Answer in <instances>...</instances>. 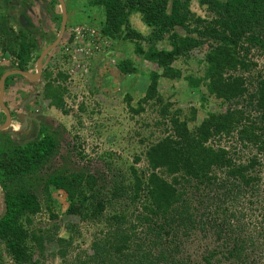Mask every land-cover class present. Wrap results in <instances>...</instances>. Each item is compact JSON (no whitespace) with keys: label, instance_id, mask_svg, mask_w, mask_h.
<instances>
[{"label":"trees","instance_id":"1","mask_svg":"<svg viewBox=\"0 0 264 264\" xmlns=\"http://www.w3.org/2000/svg\"><path fill=\"white\" fill-rule=\"evenodd\" d=\"M199 3L213 13L211 19L194 15L189 0H88L89 6L103 9L105 34L113 38L124 34L125 40L147 39L151 43L147 50L138 44L137 53L156 63L162 74H149L150 84L136 111L155 98L163 103L158 89L160 77L179 79L181 72L173 63L204 43L210 47L205 76L208 90L231 106L225 114H208L191 129L189 121L196 120V111L190 120H181L180 112L170 116L163 105L162 121L169 115L170 134L146 148L143 167L136 166L142 160L137 155L126 169L118 165L110 181L87 169L73 168L40 178L39 173L60 145L57 135L45 129L43 139L14 145L10 150L1 147L0 182L7 211L0 219V242L6 244L14 264H39L34 263V254L44 256L46 244L54 241L59 244L58 254L64 256L72 243L71 238H57L58 226L33 231L21 222L27 216L28 223H33L30 215L41 210L38 196L29 186L33 178L42 180L47 193L50 188L67 192L68 215L105 224V234L93 242L95 255L90 257V264H184L183 259L178 260V253L186 237L194 232L214 238L215 249L208 248L203 257L207 264L212 259L243 263L250 258L249 244L254 241L247 232V218L253 215V200L245 208L241 204L257 196L262 164L256 155L241 160L237 144L226 146L222 140L235 139L245 148L253 145L264 151V65L258 76H252L258 63L248 60L249 48L244 47L248 42L264 49V0ZM136 13L152 29L151 37L145 38L130 27V17ZM179 26L188 35L176 33L174 29ZM166 36L172 50L156 48L155 42ZM23 37L15 53L17 68L27 70L38 40ZM5 71L0 68V78ZM51 76V72L45 75L49 81L44 96L63 109L64 89L54 85ZM58 76L67 77L63 73ZM67 230L77 232L75 225H68ZM145 234L154 239L151 244L158 248L156 253L145 251L137 242Z\"/></svg>","mask_w":264,"mask_h":264},{"label":"rangeland","instance_id":"2","mask_svg":"<svg viewBox=\"0 0 264 264\" xmlns=\"http://www.w3.org/2000/svg\"><path fill=\"white\" fill-rule=\"evenodd\" d=\"M189 1L194 15L202 19L212 18L213 13L201 5L199 0ZM7 7L10 12L17 11L11 5ZM67 13L69 14L67 35L61 46L52 51L44 61L41 79L31 82L13 75L4 96L6 103L21 115L22 119L20 116L15 118L12 127L0 132V142L3 143V145L0 143V148L10 150L14 145L25 146L29 140L37 141L43 137L44 129L59 138L58 153L39 173L40 178L63 168L67 171L73 168L75 171L87 169L110 181L117 172L118 165H123L126 169L127 165L135 162L137 155L141 156L142 160L136 163V166L139 168L144 166L143 154L146 148L172 131L170 124H167L170 120L169 115L180 112L181 120H190L192 113L196 111V120L189 121L193 129L202 123L208 114H225L230 108L231 105L217 99L208 90V80L205 76L210 47L208 43H204L192 49L187 56L177 58L173 63L174 68L181 72L179 79L160 77L158 89L163 103L155 98L144 102L143 110L136 111L150 84L149 74L155 71L162 74V69L156 63L137 53L138 44L147 50L151 43L147 39L125 40L124 34L114 38L105 34L103 9L89 6L88 0H67ZM130 27L145 38L151 37L152 29L142 21L139 13L130 17ZM16 28L18 29V26ZM76 28H81L87 34L90 31L95 32L94 44L86 41L87 38L90 41L89 35L84 39L85 47L94 48L97 52L94 51L95 54L90 57H83L82 62L87 63L85 68L73 65L77 64L74 63L73 49L69 51L66 47L64 49L66 42L68 44L75 42ZM174 31L183 37L188 35L186 29L181 26L176 27ZM4 34L0 36V68L7 70L14 67L18 61L15 52L20 40ZM26 38L30 40L28 36ZM47 44L48 42H41L40 47L32 52L26 71L36 72L35 60ZM155 46L162 50H172L167 36L164 40L155 42ZM244 47L249 48L248 60L258 63L251 75L258 76L263 70L264 49L250 46L248 42L244 43ZM48 72L52 73L50 78L52 83L64 89L63 109L55 107L52 100L44 96L45 86L49 81L45 78ZM59 73L67 77L60 78ZM163 105L167 106L169 114L164 121ZM3 120L4 115L0 112V123ZM34 128L38 130L37 133ZM231 142L237 144L241 160L247 161L256 155L262 164L258 171L261 181L257 196L253 199L246 198L241 204L245 208L250 206V200H253L251 207L253 215L247 218V232L253 237L254 244H249L250 258L243 263L212 259L211 264H264V151L253 145L245 148L235 139L222 140V144L226 146ZM30 183L29 186L41 203V210L35 215H30L33 220L31 224L28 223L27 216H24L21 219L23 225L33 231L58 226L57 238L72 239L64 256L58 254L59 244L54 241L46 244L44 256L38 255L37 252L34 254V263L38 261L39 264H90L93 261L90 257L95 255L93 242L96 237L105 234L103 233L105 224L83 222L78 216L68 215L66 209L69 195L64 189L50 188L47 193L42 180L36 181L33 178ZM0 192L2 196L5 195L3 187ZM2 208L3 205L0 203V213ZM68 225H75L77 232L67 230ZM146 229L144 227V230ZM145 235L137 238V242L145 251L156 253L158 248L151 244L154 239ZM31 245L34 246V243ZM215 247L214 238L210 236L203 238L194 232L183 241L178 260L183 259L184 264H207L203 257L207 254L208 248ZM0 263L14 264L3 242H0Z\"/></svg>","mask_w":264,"mask_h":264},{"label":"flooded vegetation","instance_id":"3","mask_svg":"<svg viewBox=\"0 0 264 264\" xmlns=\"http://www.w3.org/2000/svg\"><path fill=\"white\" fill-rule=\"evenodd\" d=\"M64 2L66 5V10H67V0H64ZM7 5L8 6L11 5L12 8H16L17 11L10 12L9 11L10 9L7 7ZM68 17H69V14L67 13V25H66L65 33L63 35V38L60 41V44L57 46L58 48L64 42V39L67 35L68 20H69ZM62 20H63V10L61 8V4H60L59 0H10V1L9 0H0V36L5 35L4 33H6V35L8 37H13L15 39L19 38V40H21V38L23 36H28L29 38L36 37L38 40L37 41L38 47H40L39 44L41 42H46V43L48 42V44L46 45V47H47L50 44H52L54 41H56L58 36L60 35L61 28H62ZM16 26H18V29L16 28ZM55 28H57V29L55 30ZM52 37H54V38L52 39ZM51 39H52V41H51ZM47 40H49V41H47ZM44 49H42L40 54L37 56V58L35 60V64H37L38 58ZM55 49L51 50L47 54V56L43 60V64H44V61H46L48 55L52 51H54ZM18 65H19V61H17L15 66L12 67L11 69L7 68V70L5 72L10 71V70H14V69H19V68H17ZM42 74H43V72H42ZM11 76H13V75H11ZM18 76L23 78L20 75H18ZM8 78H10V76ZM0 80H1V78H0ZM7 87L8 86H6V84H5V91H6ZM4 96H5V94H4ZM4 103L9 108V110L11 112V116H12L11 127H12L14 119L19 117V116L21 118V115H19L16 111L11 109L9 104L6 103L5 100H4ZM0 109H1L0 110L1 114L4 115V120L2 123H0V126H1L2 124H4L6 122L7 118H6V114L3 110V108L1 106H0ZM34 130H35V133L38 132V130H36L35 128H34ZM0 132H2V131H0ZM39 139H43V137H41ZM33 142H35V141H33ZM28 143H31V142H28ZM0 185L2 188L1 182H0ZM4 199H5V195L2 196V192H0V203H2V205H3L2 212L0 213V219L3 217V214L7 210L5 207V204H4Z\"/></svg>","mask_w":264,"mask_h":264},{"label":"water","instance_id":"4","mask_svg":"<svg viewBox=\"0 0 264 264\" xmlns=\"http://www.w3.org/2000/svg\"><path fill=\"white\" fill-rule=\"evenodd\" d=\"M59 2L61 4V8L63 10V20H62L61 32H60V35L58 36L57 40L54 41L49 46H47L43 50L41 55L39 56L37 64H36V72L32 73V72L26 71V70L14 69V70H10V71L5 72L1 77V80H0V106L3 108L7 119H6V122L0 126V131H4V130L9 129L11 127V124H12L11 112H10L9 108L4 103L5 84H6L7 78L11 75H20L23 78H26L27 80H29L31 82H35L37 80H40L41 76H42V72H43V60H44V58L47 56V54L51 50L55 49L60 44V41L63 38V35L65 33V29H66V25H67V10H66V5H65L64 0H59ZM28 142H30V140ZM0 188H1V185H0ZM4 214H3V216H4Z\"/></svg>","mask_w":264,"mask_h":264},{"label":"built area","instance_id":"5","mask_svg":"<svg viewBox=\"0 0 264 264\" xmlns=\"http://www.w3.org/2000/svg\"><path fill=\"white\" fill-rule=\"evenodd\" d=\"M90 31V30H89ZM75 42H70V44H68L66 42V45L64 46V49L66 47V50L69 51L70 49H73L72 53H73V59H74V63H77L76 65L73 64L74 66L76 67H87V63L86 62H82L83 60V57L86 56V57H90L92 55L95 54L96 52V49L94 48H87L85 47V44H84V39L87 38V35H89V37L91 38L90 41L87 40L88 42H92L94 44L95 40H94V37H95V32L94 31H90L88 32V34L84 31H82L81 28H76L75 29ZM95 51V52H94ZM97 53V52H96ZM72 56V54H71ZM82 62V64H81ZM81 64V65H80Z\"/></svg>","mask_w":264,"mask_h":264}]
</instances>
